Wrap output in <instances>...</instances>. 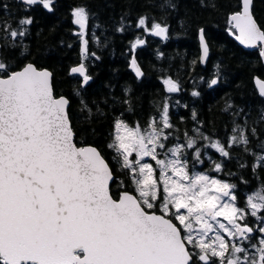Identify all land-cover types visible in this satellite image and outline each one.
Listing matches in <instances>:
<instances>
[{"label":"snow or ice","instance_id":"6c2138e0","mask_svg":"<svg viewBox=\"0 0 264 264\" xmlns=\"http://www.w3.org/2000/svg\"><path fill=\"white\" fill-rule=\"evenodd\" d=\"M22 2L51 11L54 0ZM251 6L252 0H240L230 30L264 56V27ZM73 15L83 38L88 13L77 8ZM31 23L30 18L18 21ZM139 25L147 27L146 18ZM0 27L12 38L25 35ZM149 30L168 38L167 26L155 23ZM143 43L137 38L132 47ZM83 44L86 59L88 40ZM208 54L204 42L203 58ZM131 66L143 75L135 58ZM70 73L80 74L83 84L91 79L83 63ZM164 83L168 92L180 90L170 78ZM256 83L264 96V80ZM69 110L70 100L53 92L50 71L32 63L17 69L0 60V264H264V235H256L264 234V186L241 207L236 185L190 169L185 149H194L197 140L168 146L172 133L166 130L173 125L167 104L147 127L115 122L108 147L127 183H117L95 146H78ZM244 131L234 128L229 144L247 145ZM211 147L230 157L219 141ZM256 160V167H264V155ZM195 162L203 163L199 149ZM222 170V163H214V171ZM248 217L260 223L250 226Z\"/></svg>","mask_w":264,"mask_h":264},{"label":"trees","instance_id":"16d2710c","mask_svg":"<svg viewBox=\"0 0 264 264\" xmlns=\"http://www.w3.org/2000/svg\"><path fill=\"white\" fill-rule=\"evenodd\" d=\"M239 3L54 0L49 11L42 4L29 7L18 0H0V25L10 26L9 32L25 31L24 36L12 38L0 27V60L17 69L33 63L53 73L55 94L70 100L69 116L78 146L97 147L113 168L117 183L127 181L108 147L115 122L147 127L151 118H160L167 104L173 125L166 130L172 133L168 146L186 144L194 137L197 143L188 151V162L196 172L236 185L237 203L244 207L247 196L264 186V167H256V156L264 155V96L256 83L257 79L264 80V56L261 48L244 49L230 30L229 18L239 10ZM77 8L88 13L87 35L83 38L78 35L81 28L73 15ZM253 13L264 27V0H254ZM24 18L32 23L19 25ZM141 18H146L147 27L139 25ZM155 23L167 26L166 41L148 32ZM201 29L211 50L206 65L201 62ZM137 38L144 43L133 48ZM83 39L88 40L86 59ZM134 56L144 72L141 79L130 68ZM80 63L92 78L86 87L79 76L70 73ZM169 78L179 84L178 92L167 91L164 81ZM215 78L218 83L212 86ZM237 126L245 130L247 145L229 144ZM197 129L210 139H202ZM216 141L226 147L230 157L211 147ZM196 149L203 163L195 162ZM214 163H222L223 170L214 171ZM247 222L253 227L259 224L254 217H248Z\"/></svg>","mask_w":264,"mask_h":264},{"label":"water","instance_id":"95a60500","mask_svg":"<svg viewBox=\"0 0 264 264\" xmlns=\"http://www.w3.org/2000/svg\"><path fill=\"white\" fill-rule=\"evenodd\" d=\"M18 1H21L22 2V0H18ZM25 4V3H24ZM253 4H254V0H252V6H251V11H252V14H253V17H254V19H255V16H254V13H253ZM27 5V4H26ZM256 20V19H255ZM257 21V20H256ZM258 23V22H257ZM258 25H259V23H258ZM201 30H203V41L201 40ZM200 30V32H199V42H200V50H201V62H202V64H204V65H206L207 63H208V61H209V58H210V55H211V50H210V47H209V44H208V41H207V39H206V36H205V32H204V29H201ZM155 38H158V39H161V40H166V39H164L163 37H160V36H155V35H153ZM204 42H206L207 44H208V47H209V54H208V57L206 58V59H204L203 58V43ZM237 42L244 48V49H246V50H254V49H258L259 47H248V46H246V45H244V44H242V43H240V41H238L237 40ZM133 58H135V60H136V63H137V65L140 67V70H141V72L143 73V75H144V72H143V70H142V68H141V66H140V64H139V62H138V60H137V58L134 56ZM132 58V59H133ZM132 61V60H131ZM33 64V63H32ZM35 65V64H34ZM76 67V66H75ZM86 68V67H85ZM130 68H131V70H132V72L134 73V75L137 77V78H142L143 77V75H141V76H137V74H136V71L133 69V67L131 66V63H130ZM44 69H46V68H44ZM87 69V68H86ZM48 71H50L49 69H47ZM51 72V71H50ZM52 73V72H51ZM71 75H73V76H80V74H72L71 73ZM87 75L89 76V74H88V71H87ZM81 78H82V76H80ZM91 78V77H90ZM216 80H217V83H218V79L216 78ZM90 82H91V79L89 80V82L87 83V84H83V78H82V85H83V87H86L88 84H90ZM216 83V84H217ZM216 84H212V86H215ZM52 86H53V73H52ZM53 92H54V94H55V91H54V86H53ZM56 95V94H55ZM65 97V96H64ZM69 118H70V116H69ZM71 120V119H70ZM97 148V147H96ZM98 149V148H97ZM99 150V149H98ZM106 159V158H105Z\"/></svg>","mask_w":264,"mask_h":264},{"label":"rangeland","instance_id":"374dc122","mask_svg":"<svg viewBox=\"0 0 264 264\" xmlns=\"http://www.w3.org/2000/svg\"><path fill=\"white\" fill-rule=\"evenodd\" d=\"M148 32L151 34V32H150V30H148ZM174 81V80H173ZM175 82V81H174ZM177 83V82H176ZM178 84V83H177ZM179 85V84H178ZM165 86H166V88H167V85L165 84ZM178 92V91H177ZM159 120V119H158ZM172 146H174V145H172ZM172 146H170V147H172ZM191 150V149H190ZM188 151H189V149H185V152H186V156H185V158L187 159V155H188ZM189 154H190V152H189ZM115 154H114V152H113V156H114ZM115 160V159H114ZM146 160L148 161V162H150V163H153L154 164V162L153 161H151L150 160V158H146ZM116 161V160H115ZM117 162V161H116ZM118 163V162H117ZM118 165H119V163H118ZM154 166H155V164H154ZM193 166L194 165H191V163H189V168H191V169H193ZM194 171H195V169H193ZM207 174V173H206ZM209 175V174H208ZM211 176V175H210ZM258 223H260V221H258ZM260 235H264V234H260L259 233V236Z\"/></svg>","mask_w":264,"mask_h":264}]
</instances>
